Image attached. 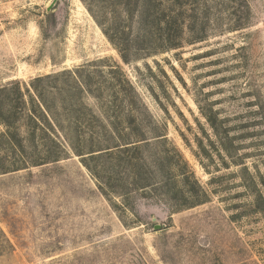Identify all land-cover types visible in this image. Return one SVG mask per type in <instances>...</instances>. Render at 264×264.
<instances>
[{
	"label": "rangeland",
	"instance_id": "obj_1",
	"mask_svg": "<svg viewBox=\"0 0 264 264\" xmlns=\"http://www.w3.org/2000/svg\"><path fill=\"white\" fill-rule=\"evenodd\" d=\"M51 2L0 0V86L47 115V133L20 120L22 147L0 144V264H264V0ZM140 138L99 177L83 163ZM127 160L155 185L128 204Z\"/></svg>",
	"mask_w": 264,
	"mask_h": 264
},
{
	"label": "trees",
	"instance_id": "obj_2",
	"mask_svg": "<svg viewBox=\"0 0 264 264\" xmlns=\"http://www.w3.org/2000/svg\"><path fill=\"white\" fill-rule=\"evenodd\" d=\"M107 36L109 37V39L113 42L111 36L106 32ZM194 39L196 41H201L204 39V37L202 35H195ZM168 42H164L162 44H165V46L161 45L160 46V50H148L147 53H145L146 56H149L153 53H157V52H162V51H166L167 49H171V48H175V47H179V42L176 40L174 42H171V40L169 39V37L167 38ZM113 44L115 45V47L117 48V50L119 51L121 58L124 62H128L129 61V56L130 53L132 51L131 45L123 43V42H119V43H115L113 42ZM18 82H15L14 85H18ZM17 91L15 93L16 96V104L13 103V101H15V99L11 98V94L6 93L7 90V86H0V144L1 143H6V145H8L10 148L12 149H18L19 147H22V138L19 135V128H20V120H25L28 121L29 124L31 125V132H33V135L36 134V131L38 130L39 132H42V134L47 133L45 130L46 126L44 125L45 122H47V115H46V110L44 111L40 101H36L34 99L33 96H31V103L32 105L26 106L25 104V100L22 99L24 106H19L20 104V99L22 98V93L19 89V87H17ZM206 119L208 120V122L210 123V125L215 129L216 133H218L217 130V124H216V120L214 119L213 116L210 115H206ZM45 121V122H44ZM22 122V121H21ZM159 129V128H156ZM141 131V130H140ZM165 131V126L160 128V131L158 130L157 135H155L156 137H158L159 139H162V142L165 141L166 138V133H164ZM221 134V133H220ZM133 135L134 132H133ZM140 135V134H139ZM137 136V135H135ZM138 137H143V134H141V136ZM142 140H146L145 138H140L134 141H129V142H125L123 144H118L115 145L113 147H105V148H99L96 150H91L90 152H87L86 156L83 157V163L84 165L87 167V169L96 177H99L98 172H97V161L102 157V155L105 153H107V155H111V154H115L116 152L121 155V157H123V159H129L132 158L136 153H139L142 145L141 144H146L145 146L148 145V141H143L140 142ZM231 140V139H229ZM140 142V143H138ZM160 142V141H159ZM106 149V150H104ZM113 149H115V152H112ZM223 149L227 150L228 146L225 145L223 143ZM81 154V153H79ZM85 154V153H83ZM130 161V160H129ZM129 161L127 160V162L129 163ZM26 162V161H25ZM132 164V162H130ZM129 163V164H130ZM130 164V165H131ZM162 165V163H159ZM131 167L133 168H129L130 173H132L133 175V179H134V184L132 186V189L128 188L127 186L123 185V183L121 184L120 187H122L121 190V195L124 198L125 203H129V201L131 200L130 198L132 197L130 194V190H139V189H145L148 186H155L153 184V182H151V178H150V173H146L144 175V173L141 171L142 168H136V166L131 165ZM171 171V168H168ZM157 170V171H156ZM151 169L149 168L148 171L153 173V172H158L160 174L161 177H163L162 180H159V183L162 184V186H168V185H173L176 186L177 188L174 189L175 192H177V190L179 192H181V190H179L180 188L176 185V178H170L169 176H166L169 172L165 171L166 168H159L157 169ZM141 171V172H139ZM191 174V172H190ZM185 180H189L188 175L186 174L185 176ZM184 180V181H185ZM156 183V184H159ZM123 185V186H122ZM100 189L103 191V193H109L110 191H114V188L111 187H102L100 186ZM187 192H189L191 195H193V189L187 188L186 189ZM146 193V192H145ZM144 194V193H142ZM183 194V192H182ZM188 196L185 198H182V202H171V207L174 210H178L179 208H187V207H193L194 205H197L198 203H201L200 200H196L193 201V196ZM173 198L176 197L175 194H173L172 196ZM172 199V198H170ZM174 201V200H171ZM203 201V200H202Z\"/></svg>",
	"mask_w": 264,
	"mask_h": 264
},
{
	"label": "water",
	"instance_id": "obj_3",
	"mask_svg": "<svg viewBox=\"0 0 264 264\" xmlns=\"http://www.w3.org/2000/svg\"><path fill=\"white\" fill-rule=\"evenodd\" d=\"M57 2V0H52V2L49 4V6L47 7V11H50L51 8L53 7V5H55V3ZM154 228L155 229H159L160 228V225L159 224H155L154 225Z\"/></svg>",
	"mask_w": 264,
	"mask_h": 264
}]
</instances>
